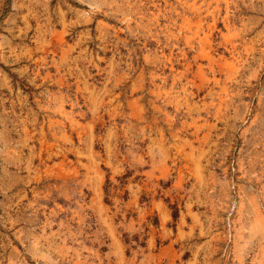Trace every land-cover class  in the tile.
I'll use <instances>...</instances> for the list:
<instances>
[{"label":"rangeland","instance_id":"374dc122","mask_svg":"<svg viewBox=\"0 0 264 264\" xmlns=\"http://www.w3.org/2000/svg\"><path fill=\"white\" fill-rule=\"evenodd\" d=\"M0 264H264V0H0Z\"/></svg>","mask_w":264,"mask_h":264}]
</instances>
